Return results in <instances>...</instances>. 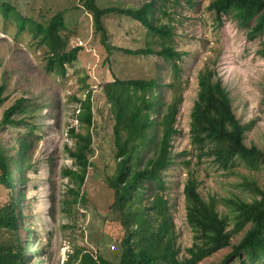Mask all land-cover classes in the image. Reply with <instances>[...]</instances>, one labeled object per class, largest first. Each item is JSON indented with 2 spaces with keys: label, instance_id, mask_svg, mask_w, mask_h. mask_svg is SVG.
<instances>
[{
  "label": "rangeland",
  "instance_id": "1",
  "mask_svg": "<svg viewBox=\"0 0 264 264\" xmlns=\"http://www.w3.org/2000/svg\"><path fill=\"white\" fill-rule=\"evenodd\" d=\"M146 1L152 5V22L173 27L169 38L161 39L140 21L118 11L136 9ZM210 1L96 0L100 8L112 7L101 14L103 31L95 26L85 0H0L15 7L6 17L0 12V118L6 107L22 99V108L12 115L17 121L0 127L1 149L12 159L20 157L21 166L17 172L16 163H9L13 186L9 189L0 183V205L9 192L19 199V244L25 264H65L68 253L79 246L108 258L115 256L122 230L110 210L113 189L107 182L117 160L115 117L114 106L103 91L115 79L155 78L152 100L159 112L174 96L180 97L177 131L169 148L171 163L161 170L162 193L174 223L179 255H186L193 241L183 194L189 170L195 172L200 193L217 199L230 244L244 234L249 223L237 220L229 201L254 198L257 192L251 183L264 188V164L252 167L236 159L221 166L211 155L200 156V146L189 134L190 111L198 90L197 74L209 67L229 90L235 115L249 124L243 132L244 143L264 145V29L250 32L252 24L242 27L228 15L217 22L208 9ZM56 13H61L64 23L60 33L65 48L78 47L75 59L64 63L62 74L47 69V47L33 35L30 21L22 27L18 23L19 16H24L47 26ZM163 41L178 51L179 58L165 60L132 52L146 44L156 49ZM87 95L92 113L89 128L77 116L79 102ZM155 115L151 110L150 117ZM71 126L75 132L91 135L90 164L79 189L83 199L76 203L72 189L78 184L67 172L78 168L66 148L75 146V136L68 131ZM155 129L152 126L150 132ZM18 140L25 145L19 156ZM230 250L229 245L221 247L196 264H236L238 257L230 256ZM248 264H264V256Z\"/></svg>",
  "mask_w": 264,
  "mask_h": 264
},
{
  "label": "trees",
  "instance_id": "2",
  "mask_svg": "<svg viewBox=\"0 0 264 264\" xmlns=\"http://www.w3.org/2000/svg\"><path fill=\"white\" fill-rule=\"evenodd\" d=\"M95 1L85 0L84 6L93 12L95 26L102 28L101 14L110 12L112 7L100 8ZM14 8L7 2H0V12L5 17ZM151 8V3L146 1L136 9L118 11L140 21L161 39L169 38L173 27L152 22ZM208 9L213 11L217 22L228 15L242 27L252 24L250 32L264 29V0H211ZM19 19L20 27L25 21H30L34 27L33 35L39 36V42L47 47V69L62 74L64 63L75 59L78 47L65 48L66 40L60 33L64 26L61 13H56L47 26L36 24L24 16H19ZM132 52L155 54L165 60L179 58L178 51L166 41L156 49L146 44ZM197 84V95L190 111L189 134L191 141L200 146L199 155H211L213 161L221 166H228L236 159L252 167L264 164V145L258 147L244 143L243 132L249 124L242 123L235 115L229 90L220 76L205 67L197 74ZM155 85L153 77L115 79L105 84L103 91L114 106L113 133L117 158L114 172L107 178L113 189L110 210L114 220L121 225L122 234L114 258L79 246L68 253L65 264H196L202 257L227 245L231 247L229 255L238 257L236 264H248L261 258L264 256V188L251 183L257 192L254 198L250 201L230 199L237 220L241 224L249 223L241 238L230 244L226 218L216 208L217 199L200 193L193 170L188 171L183 187L185 219L193 230V241L186 249L187 254L179 255L174 223L162 193L161 170L171 163L169 148L172 135L177 131L175 121L180 97L174 96L164 111L159 112L152 100ZM2 91L3 85L0 84V104ZM21 103V98L16 99L3 110L0 127L17 121L12 115L22 108ZM79 106L81 109L77 116L89 128L92 125L89 95L79 102ZM151 110L156 112L155 118L150 117ZM152 126L156 129L151 133ZM74 129L71 126L68 131L75 136V146L66 148L78 167L67 170L78 184L77 189H72V202L76 203L83 199L79 189L90 164L87 150L91 145V135ZM18 143L17 156L24 145L20 140ZM10 162L16 163L17 172L21 171L20 157L12 159L0 147V183L9 189L13 186ZM20 217L19 199L9 192L0 205V264L26 263L22 255L24 249L19 244ZM33 249L39 250L36 246Z\"/></svg>",
  "mask_w": 264,
  "mask_h": 264
}]
</instances>
